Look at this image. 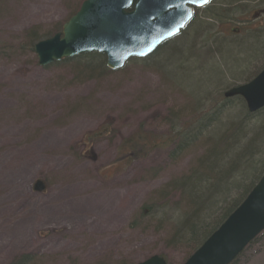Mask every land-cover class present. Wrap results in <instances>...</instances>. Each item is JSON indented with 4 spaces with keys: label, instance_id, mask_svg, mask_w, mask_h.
<instances>
[{
    "label": "rangeland",
    "instance_id": "374dc122",
    "mask_svg": "<svg viewBox=\"0 0 264 264\" xmlns=\"http://www.w3.org/2000/svg\"><path fill=\"white\" fill-rule=\"evenodd\" d=\"M82 1L0 0V264L26 256L31 260L18 264H138L161 254L166 264H182L187 246L167 243L173 222L146 213L154 206L186 209L185 203L175 207L180 196L166 187L187 174L206 144H188L174 155L171 147L160 149L127 165L120 143L139 129L164 138L192 117L190 95L209 90L214 99L261 70L264 60L240 78L220 67L222 82L215 47L219 41L240 47L228 51L220 44L221 59L229 63L233 54L241 60L239 53H251L249 37L264 28V0H244L233 17L210 24L211 32L200 30L203 59L191 55L179 72L163 49L104 75L85 74L81 62L37 66L26 38L33 31L48 34ZM257 48L263 51L264 44ZM37 180L43 193L33 191ZM233 264H264V232Z\"/></svg>",
    "mask_w": 264,
    "mask_h": 264
},
{
    "label": "trees",
    "instance_id": "16d2710c",
    "mask_svg": "<svg viewBox=\"0 0 264 264\" xmlns=\"http://www.w3.org/2000/svg\"><path fill=\"white\" fill-rule=\"evenodd\" d=\"M242 1L244 0H224V2L221 1L216 5L210 3V7L205 8L201 21L196 20L194 17L177 37L163 43L152 55L143 60L150 58L162 49L167 50L163 53L166 57L164 58L169 67L172 70L175 68L178 72L182 71L191 55L197 57L195 61H201L203 57L200 58V56L204 55H198V53H200L201 47H204L205 40L203 38L197 39L199 31L208 34L211 32L210 24H216L224 17H233L236 14L234 8ZM61 26L62 24H59L57 28L46 35L31 32L29 37L26 38L28 40L25 43V45L27 44V50L33 53V46L37 42L59 33ZM186 31L189 33L188 39L181 40L183 33ZM251 37L250 43L253 47L250 48H254V50L251 53L250 50L239 53L243 55L241 60L233 54L230 63L221 59L220 44L225 43L217 42V47H215L219 58L217 60L219 68L217 67V69L220 70L221 67L225 75L236 74V78H240L246 76L259 61H263L264 50H259L260 48L257 47L264 44V28L255 32L249 38ZM257 44L259 45L256 46ZM184 45L186 46L184 47ZM225 45L228 46V51L231 45L233 49L240 51L238 45L230 43ZM209 50L210 48L206 51L208 55H210ZM72 62H81V66L78 64L80 66L78 69H81L87 75L93 72L104 75L109 72L105 67V58L98 54H88L70 60H63L55 65L64 63L70 65ZM192 63L188 65L190 66ZM73 67H77V65ZM259 71L245 80L244 83L249 82ZM220 73L223 82L224 75L221 70ZM221 83L214 87H220ZM206 86L208 85L206 84ZM216 95L217 97L212 99L209 90L196 92L193 97L190 95L195 101V104L191 106V108L194 107L192 117L188 122L181 124L179 128L174 129L175 127H172L164 138L141 133V129H139L135 136L123 139L119 148L120 160L127 162V165H129L144 160L150 153L160 149L171 147L172 155H174L182 152L188 144L194 142L196 144H206L203 153L187 174L166 187L170 190V194H179L180 196V202L175 207H180L182 203H185L186 209L183 212H180L179 208L177 210H160L158 208L157 210L154 206L152 210L148 208L146 213L150 217L160 218L162 222H173L174 227L167 243L169 246L175 247L187 246L186 259L234 211L260 177L264 175V108L255 114H249L246 108L242 107V105L244 107L245 105L240 98L235 97L238 104L232 106L230 104L232 100L223 98L221 94ZM200 102L202 105H200ZM91 137H95L94 134ZM89 140L92 141V138L86 139L87 143ZM169 197L167 194L163 196V198ZM170 200H165V203ZM168 213L171 214L170 217L167 216ZM158 256L162 257V254ZM21 259L18 261L31 260L29 256ZM18 261L15 264H18Z\"/></svg>",
    "mask_w": 264,
    "mask_h": 264
},
{
    "label": "water",
    "instance_id": "95a60500",
    "mask_svg": "<svg viewBox=\"0 0 264 264\" xmlns=\"http://www.w3.org/2000/svg\"><path fill=\"white\" fill-rule=\"evenodd\" d=\"M207 3L204 0H85L62 25L59 34L34 46L37 65L47 67L63 59L98 53L105 56L108 70L117 71L129 59H144L177 36L191 19L192 8ZM231 97H240L250 114L264 108V68L250 82L226 92L225 98ZM43 189L40 181L35 182V192ZM263 230L264 177L184 264H231ZM139 264L165 262L152 256Z\"/></svg>",
    "mask_w": 264,
    "mask_h": 264
},
{
    "label": "bare ground",
    "instance_id": "6f19581e",
    "mask_svg": "<svg viewBox=\"0 0 264 264\" xmlns=\"http://www.w3.org/2000/svg\"><path fill=\"white\" fill-rule=\"evenodd\" d=\"M230 89H228V90H226L223 94H222V96H223V98H225V94H226V92H228ZM198 92H202V91H198ZM212 94H210V96H211ZM198 97H200V96H198ZM232 98H235V97H231V98H225V99H232ZM206 100V99H205ZM204 100V101H205ZM46 139H48V138H46ZM49 140V139H48ZM46 141V140H45Z\"/></svg>",
    "mask_w": 264,
    "mask_h": 264
},
{
    "label": "snow or ice",
    "instance_id": "6c2138e0",
    "mask_svg": "<svg viewBox=\"0 0 264 264\" xmlns=\"http://www.w3.org/2000/svg\"><path fill=\"white\" fill-rule=\"evenodd\" d=\"M208 2V0H204V3H207Z\"/></svg>",
    "mask_w": 264,
    "mask_h": 264
},
{
    "label": "flooded vegetation",
    "instance_id": "af4514ba",
    "mask_svg": "<svg viewBox=\"0 0 264 264\" xmlns=\"http://www.w3.org/2000/svg\"><path fill=\"white\" fill-rule=\"evenodd\" d=\"M195 17V16H194ZM193 19V18H192ZM189 24V23H188Z\"/></svg>",
    "mask_w": 264,
    "mask_h": 264
}]
</instances>
